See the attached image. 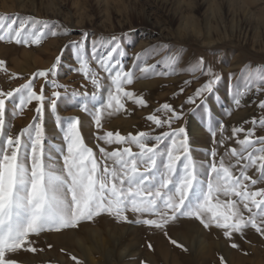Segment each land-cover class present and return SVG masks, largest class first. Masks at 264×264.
<instances>
[{
    "label": "rangeland",
    "instance_id": "1",
    "mask_svg": "<svg viewBox=\"0 0 264 264\" xmlns=\"http://www.w3.org/2000/svg\"><path fill=\"white\" fill-rule=\"evenodd\" d=\"M5 17L6 23L15 20L17 26L27 18L47 21L45 31L48 35L38 46L0 42V61L5 62L7 69L6 72L0 70V91L18 88L35 73L49 70L56 57L61 56L56 77L49 75L47 79H55L64 87L54 89L43 77L33 79V89L39 92L43 86L47 98L43 124L49 144H61L63 133L58 122L69 117L79 118L81 135L97 155L98 143L108 151L120 147L96 140V135L106 131H118L122 136L139 132L156 135L183 126L191 155L204 172L205 162L209 160L207 153L214 146L208 117L203 109H198L196 114L190 113L193 105L184 103L207 79L200 73L190 74V66L200 58L205 67L211 66L222 76L209 100L213 128L223 123L225 135L230 136L233 127L242 126L247 130L252 124L245 121L264 117V110L258 107L260 101H264V91L256 92L253 88L238 108L229 95L230 74L233 84L243 83L242 74L250 68L264 69V0H0V18ZM52 31L58 34L52 36ZM85 34L84 43L89 49L93 42L107 44L112 37L117 38L123 53L118 58L125 70L132 69L134 62L138 65L134 81L125 86L126 90L142 96L147 104L138 107L128 102L127 112L105 114L100 130L90 115L65 99L58 102L55 111L50 107L54 90L61 93L65 89L69 93L93 91L90 82L74 70L78 64L71 45L81 41ZM172 56L177 57V63L169 68L166 61ZM145 65L155 66L156 72L174 74L141 78L139 67ZM92 67L96 65L92 64ZM189 80L192 83L185 85L184 82ZM104 82L108 83L107 80ZM181 87L183 93H179ZM18 99L6 102L5 131L13 136L32 123L36 115V103L33 102L13 116ZM164 103L178 111L183 104L185 116L174 122L171 129L165 127L153 131L155 126L146 117ZM255 136H264V127L257 125ZM227 147L238 145L229 141ZM136 150L133 147V151ZM218 151L223 155L225 148L219 147ZM249 174H253V170H249ZM261 187L264 183L252 190ZM126 215L129 222L102 214L93 221L81 222L76 228L33 235L30 239L35 252L21 248L8 254L9 258L15 264H76L72 257L81 264H222V261L223 264H264V236L250 227L243 235L234 234L232 239H226L221 229H205L195 218L178 217L157 229L134 223L137 216L132 212ZM232 243L238 247H231Z\"/></svg>",
    "mask_w": 264,
    "mask_h": 264
},
{
    "label": "snow or ice",
    "instance_id": "2",
    "mask_svg": "<svg viewBox=\"0 0 264 264\" xmlns=\"http://www.w3.org/2000/svg\"><path fill=\"white\" fill-rule=\"evenodd\" d=\"M6 19L0 18V42L38 46L48 35L45 31L47 21L27 18L17 26L15 20L6 23ZM57 34L51 32L52 36ZM86 36L72 42L78 64L74 70L90 82L93 91L69 93L65 89L61 93L54 90L50 107L55 111L58 102L65 99L90 115L100 130L105 114L127 112L128 102L138 107L147 104L142 96L126 90L125 86L134 81L138 65L134 62L132 69L125 70L118 58L123 53L117 38L112 37L107 44L93 42L89 49L84 43ZM60 63L61 56H57L49 70L35 73L18 88L0 91V264H15L8 254L21 248L35 252L30 239L33 235L76 228L81 222L93 221L102 214L129 222L126 213L132 212L137 216L134 223L157 229L178 217H188L198 220L205 229H221L226 239H232L234 234L243 235L249 227L264 236V187L252 190L264 183V136H255L256 126L264 127V117L245 121L252 124L247 130L242 126L233 127L230 136L225 135L223 123L213 128L209 100L222 76L211 66L205 67L203 58L190 66V74L200 73L207 79L184 103L193 105L190 113L196 114L198 109H203L208 117L214 146L207 153L209 160L205 162L204 172L191 155L183 126L156 135L139 132L122 136L118 131H106L96 135V140L120 147L108 151L98 143L97 155L81 135L79 118L69 117L58 122L63 133L61 144H49L43 124L47 98L43 86L39 92L33 89V79L43 77L54 89L64 87L55 79H47L49 75L56 77ZM166 63L173 68L177 57L167 58ZM0 70L7 71L4 61H0ZM139 71L141 78L174 74L156 72L155 66L149 65L139 67ZM242 75L243 83L237 81L235 84L229 75V95L237 108L253 88L256 92L264 91V69L250 68ZM191 83L190 80L184 82L185 85ZM183 92L181 87L179 93ZM17 97L13 116L33 102L36 115L32 123L13 136L5 131L6 102L15 101ZM258 107L264 110V101H260ZM183 108L182 104L178 111L164 103L146 119L155 126L153 131L171 129L174 122L184 118ZM229 141H235L238 147H227ZM133 147L137 150L133 151ZM219 147L225 148L223 155ZM249 170H253V174L250 175ZM172 243L177 244L176 241ZM231 247L238 245L232 243ZM72 259L81 264L75 257Z\"/></svg>",
    "mask_w": 264,
    "mask_h": 264
}]
</instances>
